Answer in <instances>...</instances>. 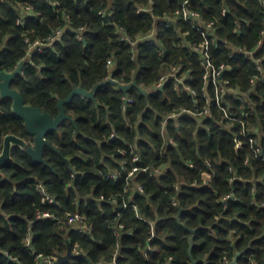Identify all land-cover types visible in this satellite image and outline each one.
I'll return each instance as SVG.
<instances>
[{
    "label": "trees",
    "instance_id": "trees-1",
    "mask_svg": "<svg viewBox=\"0 0 264 264\" xmlns=\"http://www.w3.org/2000/svg\"><path fill=\"white\" fill-rule=\"evenodd\" d=\"M185 1L0 0L1 70L24 65L12 88L26 104L55 118L75 88L91 91L108 78L147 92L109 84L95 99L65 104L69 119L47 135L54 149H44L46 164L13 149L0 173V264L59 258L68 241L85 256L64 264H264V161L250 142L263 135L264 144V82H252L264 78V45L256 51L264 42V0L187 4L202 22L215 21L210 61L227 66L219 79L236 90L221 97V107L213 90L208 104L206 70L193 51L204 41L203 26L160 24ZM57 34L50 46L30 52L35 41ZM173 69L193 78L186 85L197 96L174 78L156 88ZM125 97L133 103L124 109ZM205 107L211 116L180 114ZM9 134L35 142L13 100L0 96V153ZM135 166L140 170L127 184ZM45 196L54 202H43ZM39 212L53 217L39 219ZM76 213L84 217L83 232L66 218Z\"/></svg>",
    "mask_w": 264,
    "mask_h": 264
},
{
    "label": "built area",
    "instance_id": "built-area-1",
    "mask_svg": "<svg viewBox=\"0 0 264 264\" xmlns=\"http://www.w3.org/2000/svg\"><path fill=\"white\" fill-rule=\"evenodd\" d=\"M189 0H186L182 7L180 9H178L175 13V15L173 16H166V19L161 21L160 24L164 27H170V23L175 22V21H185L187 23H190L195 29H200V26H203L201 29L202 30V34L204 37V41L199 45V46H194L193 47V51L197 52L199 54H201L202 56V65L203 68L206 70V73L204 75V80H205V87H204V92H205V97L208 100V104L212 103V98L210 96V91L213 90L215 91V93L217 94L216 97V104L221 107V97H223L226 93H236V90L234 89H230L227 87V85L229 84L228 82H222L219 78L223 75V73L226 71L227 66L226 65H221L220 68H215L214 65L212 64V62L210 61V54H209V50H210V44L211 42L214 43L215 40V21H209V22H202L201 21V16L199 14V12H196L194 10H191L187 7ZM24 11H28V13H31V11L29 10L28 7L24 8ZM227 14V10L224 9L223 10V15L225 16ZM58 34H61V31L58 32ZM58 34L55 36H51L48 38V41L42 42L40 40L35 41L30 48V52H32L35 49H38L40 51H42L43 49H45L47 46H50L52 42L55 41V39L58 37ZM262 36L264 37V30L262 31ZM153 38L151 34L149 35H145L142 36L141 38H139L138 40H148ZM125 39V38H124ZM137 40V41H138ZM264 45L263 40L259 42L258 47L256 48V51L262 49ZM243 51V50H240ZM254 51V52H256ZM248 55H252V53H247ZM260 60H258L259 62ZM113 67V60L110 59L108 61V68L111 69ZM174 78L176 80V86L179 85H183V91L188 92L191 96H197V92L194 91L189 85H186V83L188 82L187 79H189L190 81L193 80V78L189 75H183L179 76V73L177 72L176 69H173L171 72H169V74H165L161 77L160 81L158 82V84L156 85V88H163V86L170 80ZM110 78H108L109 80ZM259 80H263L264 82V78H254L252 80L253 84L256 85ZM244 100V99H242ZM133 100L131 98H127L125 97V106L124 109L127 107V105L132 104ZM196 104H198V102H196ZM190 114L193 116H211V111L210 108L205 107L204 110L202 111H191V110H183L182 113L180 114ZM247 114V113H246ZM178 116V113H172L169 117L170 118H174ZM226 118H230L231 120L233 118H231V116H229V114L226 112ZM233 123H231L230 125H232ZM263 140V135L262 138L260 137L259 139H250L251 142V149L253 151V154L255 156V158H257L258 160H262L264 161V144L262 143ZM242 143H239V145L237 146L238 148H241ZM123 155H125V152L122 153ZM139 156L136 155L134 158V161L137 162V160H139ZM249 162V161H247ZM148 167L143 168L144 171H148ZM140 170V168L138 166L133 167V169L129 172L128 176H127V184H129V180L134 176V174L136 172H138ZM119 174L116 172H112L110 174V177L112 178H118ZM40 190H42L41 192H45L44 189L40 188ZM140 190L142 191L143 189L140 188ZM232 196H228L227 198H234L235 200L237 199L236 197ZM54 202V199L49 197V196H45L43 198V202ZM264 206V204H263ZM38 218L39 219H44V218H52L53 215L50 213H43V212H39L38 213ZM66 218L68 219V223L74 227L75 229H77L80 232H83L85 230V226L83 225L84 223V217L79 214H67ZM120 229H124L123 225H120ZM26 242L29 245L31 243V235L28 234L27 238H26ZM74 254H80L79 252H73ZM57 257H42V256H38V260L41 262V264H55V262L57 261Z\"/></svg>",
    "mask_w": 264,
    "mask_h": 264
},
{
    "label": "water",
    "instance_id": "water-1",
    "mask_svg": "<svg viewBox=\"0 0 264 264\" xmlns=\"http://www.w3.org/2000/svg\"><path fill=\"white\" fill-rule=\"evenodd\" d=\"M2 58L0 55V96L3 99L9 98L13 100V111L25 122V127L27 132L34 136V146H29L28 142L21 137H18L14 134H9L4 138L3 150L0 153V173L1 168L6 166L12 161V151L15 147L20 148L25 151L27 155L32 157L38 163H47L44 159V149L47 146H50V143L47 140V135L50 132L57 131L60 125L69 119V116L65 111V104L71 102L75 97L81 96L83 98L95 99V95L99 88L107 86L109 84L117 85L124 92L130 91L132 88H138L137 82H134L129 85H120L115 80L110 78L109 80L97 84L91 91H86L83 88H75L73 92L65 99L59 102L60 113L57 117H53L47 112H43L38 107H33L26 104V101L22 94L12 88V85L17 78L22 73L23 64H20L19 67L13 72H6L1 70ZM143 94H147L146 90L138 88ZM68 165L70 162L68 159L65 160ZM193 236L191 238V246L189 253L191 257L193 256V249L195 247V233L192 231ZM241 254H237V258ZM84 254H74L72 250L71 243L68 241V252L67 254L60 256L55 264H64L71 260L84 257ZM236 258V259H237ZM193 264L197 262L193 261ZM235 264V261L232 263Z\"/></svg>",
    "mask_w": 264,
    "mask_h": 264
},
{
    "label": "flooded vegetation",
    "instance_id": "flooded-vegetation-1",
    "mask_svg": "<svg viewBox=\"0 0 264 264\" xmlns=\"http://www.w3.org/2000/svg\"><path fill=\"white\" fill-rule=\"evenodd\" d=\"M3 143H4V142H3ZM34 143H35V142H34ZM34 143H33L32 145H29V143H28V145H29V146H34Z\"/></svg>",
    "mask_w": 264,
    "mask_h": 264
}]
</instances>
